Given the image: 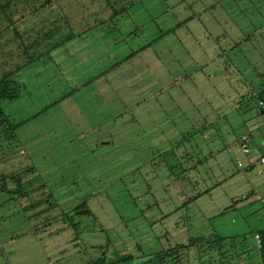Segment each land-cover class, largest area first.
Masks as SVG:
<instances>
[{"label":"rangeland","instance_id":"rangeland-1","mask_svg":"<svg viewBox=\"0 0 264 264\" xmlns=\"http://www.w3.org/2000/svg\"><path fill=\"white\" fill-rule=\"evenodd\" d=\"M8 17L0 74L31 62L3 103L0 264H136L213 235L230 246L180 264L260 263L264 0H12Z\"/></svg>","mask_w":264,"mask_h":264},{"label":"trees","instance_id":"trees-1","mask_svg":"<svg viewBox=\"0 0 264 264\" xmlns=\"http://www.w3.org/2000/svg\"><path fill=\"white\" fill-rule=\"evenodd\" d=\"M12 0H0V11L4 14V17L9 19L8 11L10 10ZM53 23V22H52ZM40 29V28H38ZM38 33L35 34L34 38H30L29 44H25V42L21 40L19 41V50L20 54H23V58L26 56L30 57L33 53H30L35 46H40L41 43L48 40V31L45 28H41ZM39 39V42L37 41ZM31 58V57H30ZM31 60H26L23 65H15L14 69H7L2 71L0 74V148H11L17 145V138H16V131L17 125L12 123L9 117L6 115L3 103L6 101L12 102L18 98V88L16 86V81H14V77L18 74L24 67H26ZM253 97L257 99L258 104L261 106L259 109L261 113H264V90L260 92L254 93ZM7 177L3 176L0 178V183L5 185ZM21 179L15 180L17 182V186H21ZM84 206H79L73 209V211H77L79 209H83ZM71 226H75L74 222L70 223ZM261 248L259 251V264H264V235L259 233ZM225 238H221L218 235H213L211 239L205 238H192L188 241V244L181 243L177 244L172 248L162 250L156 253H152L148 256L143 262H139L136 264H167L168 262H173V264H180L181 263V256L182 254L189 250L194 245L207 247L210 250L213 249H224L225 247H229L230 245H226ZM120 262L133 260L132 256H122L120 255ZM171 262V263H172ZM92 264H107L106 257H99L96 259Z\"/></svg>","mask_w":264,"mask_h":264},{"label":"water","instance_id":"water-1","mask_svg":"<svg viewBox=\"0 0 264 264\" xmlns=\"http://www.w3.org/2000/svg\"><path fill=\"white\" fill-rule=\"evenodd\" d=\"M89 210L88 209H83L80 211L76 212V215H80V214H89ZM105 253L103 252V255ZM120 261V256L118 255V253L115 250H112L109 252L108 256L106 257V262L107 264H113V263H117Z\"/></svg>","mask_w":264,"mask_h":264},{"label":"built area","instance_id":"built-area-1","mask_svg":"<svg viewBox=\"0 0 264 264\" xmlns=\"http://www.w3.org/2000/svg\"><path fill=\"white\" fill-rule=\"evenodd\" d=\"M247 141H248V138L246 136H243L242 137V142H243L242 149H243L244 152H247V147L245 146V144L247 143ZM260 162L261 163H264V157H262L260 159ZM255 238H256V246H257V248L259 250L261 248V242H260V239H259V235H256Z\"/></svg>","mask_w":264,"mask_h":264}]
</instances>
